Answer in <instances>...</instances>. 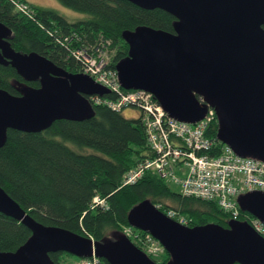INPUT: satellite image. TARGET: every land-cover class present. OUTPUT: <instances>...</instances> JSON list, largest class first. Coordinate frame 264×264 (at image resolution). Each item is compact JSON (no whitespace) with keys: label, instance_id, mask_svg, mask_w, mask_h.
I'll use <instances>...</instances> for the list:
<instances>
[{"label":"water","instance_id":"1","mask_svg":"<svg viewBox=\"0 0 264 264\" xmlns=\"http://www.w3.org/2000/svg\"><path fill=\"white\" fill-rule=\"evenodd\" d=\"M174 17L173 32L140 25L121 37L127 55L115 64L124 90L150 93L166 115L195 124L211 108L216 138L241 157L264 162V0H127ZM10 29L0 22V64L26 81L19 95L0 88V147L8 130L40 132L60 119L82 121L94 115L90 96L110 89L88 74L71 73L37 52L10 45ZM242 211L264 225V192L237 197ZM0 213L25 225L30 236L15 251H0V264H54L49 253L93 255L109 264H159L125 235L94 241L31 218L0 187ZM127 223L163 246L164 264H264V238L247 221L229 219L226 227L181 224L149 200L134 205Z\"/></svg>","mask_w":264,"mask_h":264},{"label":"trees","instance_id":"2","mask_svg":"<svg viewBox=\"0 0 264 264\" xmlns=\"http://www.w3.org/2000/svg\"><path fill=\"white\" fill-rule=\"evenodd\" d=\"M25 0H0V22L10 29L8 41L22 53L37 52L71 73L83 72L82 64L57 36H72L69 46L81 44L104 48L109 65L127 55L121 37L125 30L140 25L173 32L174 17L164 10L140 8L127 0H57L85 18L68 20L52 9L29 6L32 17L15 5ZM89 52H93L92 48ZM38 87V81L24 80L10 65L0 64V88L19 95L23 86ZM122 91H126L121 88ZM103 98L116 100L109 92ZM94 115L86 120H56L40 132L8 130L0 147V187L35 221L85 235L94 241L127 235V213L136 204L149 200L161 212L176 213L187 226L216 223L226 227L229 215L214 201L186 196L174 191L167 179L147 170L134 183L124 184V176L146 159L156 156L146 135L143 111L132 105L119 110L90 100ZM132 109H131V108ZM126 110L135 112L125 116ZM215 116L206 135L214 148L222 147L216 138ZM176 186V185H175ZM94 196L105 199L106 207L91 208ZM239 219L252 216L240 209ZM134 232L144 233L133 229ZM30 236L20 221L0 213V251H15ZM70 254L51 253L54 264H66ZM151 257L164 264L169 259ZM99 264H109L100 259Z\"/></svg>","mask_w":264,"mask_h":264},{"label":"built area","instance_id":"3","mask_svg":"<svg viewBox=\"0 0 264 264\" xmlns=\"http://www.w3.org/2000/svg\"><path fill=\"white\" fill-rule=\"evenodd\" d=\"M15 5L22 14L32 17L33 11L26 3L15 1ZM56 38L81 62L83 73L110 89V92L118 94L116 100L91 96V101L115 110L132 105L143 111L147 140L156 156L127 172L124 184L134 183L145 171L153 170L176 185L181 194L214 201L229 215V219L240 220L237 197L248 191L264 192V162L238 156L225 145L218 152L215 150L213 140L206 135L209 122L215 116L212 109L208 110L203 120L195 124L174 120L166 115L150 93L142 90L122 91L115 68L107 67L110 57L104 48L84 44L71 47L69 44L72 36ZM91 48L93 52H89ZM94 206L106 207L105 199L95 196L90 207ZM167 215L176 218V213L172 211ZM177 220L186 223L182 217ZM241 220L247 221L264 238V225L261 221L254 217ZM125 231L146 254L158 256L163 253L160 243L149 234L136 233L131 228H125ZM74 264H99V260L92 256L77 260Z\"/></svg>","mask_w":264,"mask_h":264},{"label":"rangeland","instance_id":"4","mask_svg":"<svg viewBox=\"0 0 264 264\" xmlns=\"http://www.w3.org/2000/svg\"><path fill=\"white\" fill-rule=\"evenodd\" d=\"M27 2V4H29V6H33L36 8H46V9H52L55 10L56 12H58L60 15L64 16L65 18H67L68 20H80L85 18V14L83 15L80 12H76L66 6H63L62 4H60L57 0H25ZM24 3V2H23ZM32 10V9H31ZM60 44V43H59ZM61 45V44H60ZM63 46V45H62ZM131 108V107H130ZM132 109V108H131ZM131 113V114H130ZM130 113H124L123 114L125 116H129V117H134V114L132 112ZM170 187L176 191L178 188L177 186H175L174 184H170ZM95 197V196H94ZM93 197V198H94ZM93 200V199H92ZM136 241V240H135ZM137 243V241H136ZM159 258H163L164 254H160L158 255ZM156 257V256H154ZM77 257L69 255L66 258V264L71 263L73 260H75Z\"/></svg>","mask_w":264,"mask_h":264},{"label":"flooded vegetation","instance_id":"5","mask_svg":"<svg viewBox=\"0 0 264 264\" xmlns=\"http://www.w3.org/2000/svg\"><path fill=\"white\" fill-rule=\"evenodd\" d=\"M88 258H91V257H88ZM99 262H100V258L96 257ZM80 259H85V258H82V257H77L75 260H73L71 263H68V264H74L77 260H80Z\"/></svg>","mask_w":264,"mask_h":264},{"label":"crops","instance_id":"6","mask_svg":"<svg viewBox=\"0 0 264 264\" xmlns=\"http://www.w3.org/2000/svg\"><path fill=\"white\" fill-rule=\"evenodd\" d=\"M126 112H127V113L132 112V113L135 115V112H133V111L126 110ZM130 114H131V113H130Z\"/></svg>","mask_w":264,"mask_h":264},{"label":"bare ground","instance_id":"7","mask_svg":"<svg viewBox=\"0 0 264 264\" xmlns=\"http://www.w3.org/2000/svg\"><path fill=\"white\" fill-rule=\"evenodd\" d=\"M51 253H49V255H50Z\"/></svg>","mask_w":264,"mask_h":264}]
</instances>
